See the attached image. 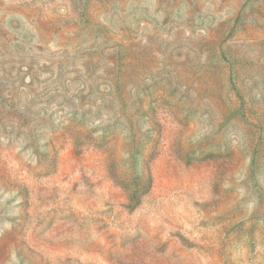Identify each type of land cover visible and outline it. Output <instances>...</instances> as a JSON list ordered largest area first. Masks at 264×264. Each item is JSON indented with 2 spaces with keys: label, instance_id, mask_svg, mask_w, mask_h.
Returning <instances> with one entry per match:
<instances>
[{
  "label": "rangeland",
  "instance_id": "rangeland-1",
  "mask_svg": "<svg viewBox=\"0 0 264 264\" xmlns=\"http://www.w3.org/2000/svg\"><path fill=\"white\" fill-rule=\"evenodd\" d=\"M0 264H264V0H0Z\"/></svg>",
  "mask_w": 264,
  "mask_h": 264
}]
</instances>
